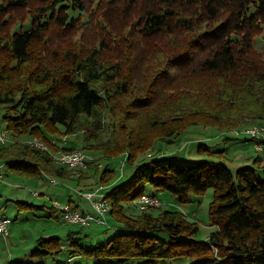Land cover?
Here are the masks:
<instances>
[{"label": "trees", "instance_id": "obj_1", "mask_svg": "<svg viewBox=\"0 0 264 264\" xmlns=\"http://www.w3.org/2000/svg\"><path fill=\"white\" fill-rule=\"evenodd\" d=\"M17 9L28 15L19 17L18 30L14 24L7 31L10 12ZM27 17L28 28L22 29ZM128 18L121 31L115 30ZM54 26L63 31L85 26L100 38L97 45L92 41L72 54L51 57L46 45ZM262 30L264 0L0 1V111L4 129L14 138L0 144V161L16 176L77 183L93 167L89 174L96 182L68 184L78 190L102 184L110 202L106 217L114 235L86 248L78 244L83 226L75 224L80 228L66 233L64 264L72 256L92 264H153L174 257L187 258V264H264L254 260L264 257V163L258 156L235 170L205 160L154 157L118 181L107 166L98 171L104 158L126 151L131 163L157 139L171 141L191 126L228 131L264 124V62L252 47ZM107 40L126 46V63L114 56ZM68 135H81L83 144H66ZM22 136H35L54 151L81 149L89 156L86 169L55 164L47 151L29 146ZM147 185L181 201L211 187L208 219L215 230L205 240L196 239L198 223L180 210H136L133 200L146 193ZM52 199L49 205L14 202L18 210L46 209L63 222ZM37 244L32 255L63 248L56 236L40 237ZM246 256L253 260L236 261Z\"/></svg>", "mask_w": 264, "mask_h": 264}, {"label": "rangeland", "instance_id": "obj_2", "mask_svg": "<svg viewBox=\"0 0 264 264\" xmlns=\"http://www.w3.org/2000/svg\"><path fill=\"white\" fill-rule=\"evenodd\" d=\"M31 7L33 10H35L33 5H31ZM76 14L77 11L74 12V15ZM27 15L28 13L24 9H17L13 12H10V19L13 23L9 24V26L7 27V31H11L14 24V31L18 30L19 23L17 22L19 20V17L24 18ZM28 17L20 25L22 29L28 28ZM128 21L129 18L126 21L117 23L115 30L121 31ZM49 34L51 35L49 36L46 49L49 50V54L51 57L57 58L63 56L65 53L72 54L73 51H77L81 47L84 48L86 47V45L88 46V43L91 44L92 41L93 44L97 45L98 39L100 38V34L98 35V33H94L90 28L85 26H83V28L76 27L65 31L56 29L54 26L52 31L48 32V35ZM112 42L113 41L111 40H107L106 43H108V46L110 45L113 48L114 56H118V59L126 63L128 61V59L124 58L128 53L126 50V46L117 42L115 44H112ZM252 45L254 52L260 53L261 60L264 62V30H262L260 33L258 32L257 34H255ZM107 53H109V49L107 50ZM4 126L5 122L2 118V112L0 111V130L4 129ZM213 130H215L214 135L217 136H213L214 138H208L207 136L212 135L211 131ZM242 137L250 139V137L245 134L232 136L230 133H227L226 130H217L211 127L195 125L189 127L184 133L172 137L171 141L157 139L152 143L149 149L137 153L136 158L131 163L125 160L127 157L126 151L113 157L104 158L98 166V171L100 173L107 166L109 169H111L112 175L115 179L124 180L131 175L132 171L138 164L148 161L151 158L160 156H174L179 162H195L205 160L214 167H217L218 163H222L229 167L231 170H235L236 168L245 165L244 163L243 165H236V162L242 160V154L235 149V142L238 141L237 139H241ZM29 138L31 137H21V140L24 141L25 139L27 140ZM9 139L10 141L8 142L14 140V138L10 134ZM72 141L77 143L78 145L83 144L81 135H68L66 137V144ZM62 143L63 141L57 143L58 148ZM200 145L211 150L223 149L224 151L221 153H209L200 151L198 149ZM42 150L46 151L45 148H42ZM254 150L251 153L253 158L263 153H261V151H257L255 148ZM85 155L88 159V154ZM233 164H235L236 168L232 167L234 166ZM84 169H86V167L78 170L83 171ZM93 171L94 168L90 167L89 171L87 172V178L83 179H88L89 183L96 182L93 178V175H90L91 173H93ZM2 173L3 176L0 180V215L11 218L12 225L9 237L0 236V264H5L10 260H21L24 262L42 264H64L66 258L69 256V247L65 246L68 243L66 233L69 229L74 231L80 227L75 224L63 223L57 217L49 216L46 209L27 208L18 210L14 201L21 200L32 204H41L43 202H46V204L49 205L50 199H54L55 196L58 199H54V201H61L62 199L67 200L68 195H64L66 190L64 188L65 186H62L61 184L51 183L50 181H53L55 178L52 179L46 177L43 179L30 180L23 175L16 176L13 175L7 167L3 169ZM56 182L58 183L59 181ZM72 185L77 186L78 184L76 182H72ZM35 190L41 193V196L40 194H34L33 191ZM100 192H102L105 196V187H101ZM145 192V194H157V196L161 199L160 203L152 201L144 203L133 202L136 210L141 212L147 210L150 207H160L152 209L153 212H157L159 209L180 210L185 215H187L188 219L196 221L198 223V232L194 236V238L196 239L205 240L209 233L215 230L216 227L214 225H210L208 219V206L209 202L212 200L213 195V189L211 187L207 188L202 194L189 193V199L187 201L179 200L177 196L171 194L168 191L156 190L151 185H147L145 187ZM79 197L86 203L85 199H83L81 196ZM135 200H138V198ZM86 207L89 208L88 210L91 209L90 205ZM56 215L58 216L59 213L57 212ZM113 235L114 230H112L111 228L105 229L104 226L92 225L90 227H83L78 234V244L89 248L91 246L103 243ZM49 236L59 237L61 239L63 248L53 255H32L31 251L35 248H39L37 239L40 237ZM251 260L253 259H250L247 256L236 259V261L242 263H247ZM254 260L262 262L264 261V257L261 258L259 256H255ZM92 261V259H86L81 256H72V259L68 262V264H92ZM188 261L189 260L185 257H174L154 259L151 260V263L187 264Z\"/></svg>", "mask_w": 264, "mask_h": 264}, {"label": "built area", "instance_id": "obj_3", "mask_svg": "<svg viewBox=\"0 0 264 264\" xmlns=\"http://www.w3.org/2000/svg\"><path fill=\"white\" fill-rule=\"evenodd\" d=\"M4 131L0 134V138H4ZM243 133H249L253 147L264 149V127H257V129H243ZM239 135V134H237ZM235 136V135H232ZM64 139H61L63 141ZM62 151V150H61ZM72 159H62L66 161H78L83 164H88L86 158L81 156V149H75L72 151ZM1 166V164H0ZM1 180V178H0ZM53 184H57L54 181H50ZM68 187V186H65ZM102 184H98L93 189L79 190V196L88 201L90 210H83L75 208L69 201H54L51 200V204L60 211L62 220L64 223L77 224L83 227H90L92 225H99L110 228V220H107L104 213L103 201H100V189ZM34 194L40 193L36 190ZM161 200L158 196L149 197L148 194L142 195L138 200H133L134 203H140L141 201H157ZM11 225L6 221L0 219V235L9 236L11 231Z\"/></svg>", "mask_w": 264, "mask_h": 264}, {"label": "bare ground", "instance_id": "obj_4", "mask_svg": "<svg viewBox=\"0 0 264 264\" xmlns=\"http://www.w3.org/2000/svg\"><path fill=\"white\" fill-rule=\"evenodd\" d=\"M257 127H264V125H258V124L248 125V126H243V127L229 129L226 132L227 133H230L231 135H235V136H237V134H245V135H248L250 137V139H251V135H249V133H243V129H257ZM2 133H3V129L0 130V134H2ZM8 139H9V133L5 130L4 131V138H0V144H5L6 142L10 141V139L9 140ZM24 142H26L29 146L37 147L39 149L41 147L42 148H45L46 151L49 153V155L52 157L54 163L57 164V165H60V166H68V167H76L78 169L85 168L86 165H87V164L80 163L78 161H66V160H62V159H72V152H63L61 150H57V151L51 150L43 141H41L37 137H31V138H29L27 140L25 139ZM254 148L257 151L264 150V149L257 148V147H254ZM85 154H86L85 152L81 151V156L82 157L86 158V155ZM0 164H1V166H0V178H2V176H3L2 171H3L4 167H5V165L1 161H0ZM53 181L55 183H57L56 181H59V180L54 179ZM148 196L149 197H156V195H154V194H148ZM140 197H138V199ZM100 201H103L104 213H105V217H106L107 216V213H108V211L110 209V207H109L110 206V202H109L108 198L106 197V193H105V196H104L103 193L100 192ZM141 202L144 203V202H150V201H141ZM154 202L160 203V200H157V201H154ZM0 219L6 221L9 224L12 223V220L9 217H7V216H1L0 215ZM106 219H107V217H106Z\"/></svg>", "mask_w": 264, "mask_h": 264}, {"label": "crops", "instance_id": "obj_5", "mask_svg": "<svg viewBox=\"0 0 264 264\" xmlns=\"http://www.w3.org/2000/svg\"><path fill=\"white\" fill-rule=\"evenodd\" d=\"M211 132H212V135L207 136L208 138H214V137L217 136V135H214L215 134V130H213ZM62 139H64V138H62ZM65 139H66V137H65ZM65 139L63 140V142L65 141ZM237 140L238 141L235 142L236 143V148L235 149L238 150L239 153L242 154V160L236 162V165H239V164L243 165V163L244 164L251 163V161L253 160V156L251 154L253 152V150H254L253 143L251 142V140L249 138H246V137H242L241 139H237ZM214 147H216V146H214ZM261 153L262 154L258 155V157L260 159V162L264 163V150H262ZM233 165L234 166H232V167L236 168L235 164H233ZM28 179L37 180V178H28ZM41 179H43V178H41ZM85 180L86 179L81 180L80 183H77L76 181H71V182L59 181L57 184H61L62 186H68V187H64L66 189L64 195H68V198H67V200L62 199L61 201H69L72 205L73 204H77L80 209L88 210L89 208L86 207V206L89 205L88 201L85 200L86 201V203H85L84 200L80 199V197H79V190L77 188H80V187L75 188L72 185L71 186L69 185V184H72V182H76L78 184V186H83L85 184L88 185V183H89L88 179L86 181ZM115 181H118V179H115ZM84 189H87V188H84ZM77 197H79V198H77ZM54 199H58V198L55 196Z\"/></svg>", "mask_w": 264, "mask_h": 264}]
</instances>
